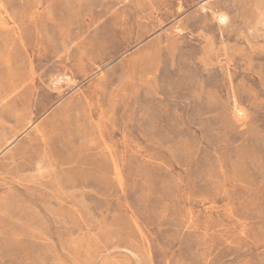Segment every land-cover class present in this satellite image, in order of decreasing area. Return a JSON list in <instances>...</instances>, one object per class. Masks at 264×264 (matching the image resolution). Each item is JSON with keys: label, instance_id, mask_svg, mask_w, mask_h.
<instances>
[{"label": "rangeland", "instance_id": "rangeland-1", "mask_svg": "<svg viewBox=\"0 0 264 264\" xmlns=\"http://www.w3.org/2000/svg\"><path fill=\"white\" fill-rule=\"evenodd\" d=\"M0 264H264V0H0Z\"/></svg>", "mask_w": 264, "mask_h": 264}, {"label": "bare ground", "instance_id": "bare-ground-1", "mask_svg": "<svg viewBox=\"0 0 264 264\" xmlns=\"http://www.w3.org/2000/svg\"><path fill=\"white\" fill-rule=\"evenodd\" d=\"M219 20H221V21H225L224 16H220V17H219Z\"/></svg>", "mask_w": 264, "mask_h": 264}]
</instances>
